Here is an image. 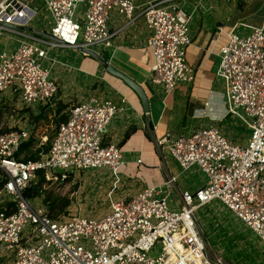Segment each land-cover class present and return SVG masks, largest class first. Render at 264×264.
<instances>
[{
    "label": "built area",
    "instance_id": "built-area-1",
    "mask_svg": "<svg viewBox=\"0 0 264 264\" xmlns=\"http://www.w3.org/2000/svg\"><path fill=\"white\" fill-rule=\"evenodd\" d=\"M33 1L0 0V38H24L0 53V96L9 92L7 101L18 97L27 108L49 104L58 92L50 71L56 61L49 59V52L111 48L113 9L129 23L144 20L153 58L151 85L168 94L193 80L186 62L191 17L183 9L184 0H152L138 12L133 0H38L53 22L49 32L37 30L41 34L27 31L37 14ZM242 27L250 33L234 28L221 45L216 76L226 88L224 117L244 125L247 141H232L217 126L160 139L158 146L183 171L197 167L206 178L194 193H181L176 211L169 210L167 196L160 197L155 188L128 199L108 194L110 211L99 219H53L25 196L38 174L63 182L88 170L108 171L115 179L114 192L123 162L120 150L103 140L123 109L108 99L91 95L72 105L48 152L36 160L20 157L31 131L14 128L0 134V198H7L6 203L0 200V245L14 252L11 264H211L189 214L198 226L196 210L214 202L264 245V22L262 27ZM157 247L160 252L155 254Z\"/></svg>",
    "mask_w": 264,
    "mask_h": 264
},
{
    "label": "crops",
    "instance_id": "crops-1",
    "mask_svg": "<svg viewBox=\"0 0 264 264\" xmlns=\"http://www.w3.org/2000/svg\"><path fill=\"white\" fill-rule=\"evenodd\" d=\"M150 1L133 0L136 12ZM217 1L181 2L191 17L192 41L186 49V62L193 71V80L178 84L168 94L149 82L153 58L147 46L150 32L144 20L137 18L129 23L116 9L111 11L109 28L114 33L112 47H91L89 50L96 54L106 52L108 64L142 89L148 103L147 113L138 96L121 79L108 74L95 58L79 49L60 48L49 52V59L56 61L50 70L51 77L58 86V92L66 91L57 99L62 103V109L57 108L53 112L58 109V115L67 112L71 98L64 97V94H68L73 86L77 88V95L83 96L78 102L97 95L123 109L108 125L103 140L104 145H114L120 150L123 162L118 180L125 189L118 198L114 194L115 199H128L140 190L155 188L161 193L160 197L167 196V204L172 196L175 203L168 206L176 209L177 202H181L182 192L194 193L204 186L206 178L197 167L183 171L158 146V141L168 134L188 136L195 130L217 126L232 141L246 143L248 131L244 125L224 117L226 88L224 82L216 76L220 63L218 53L232 29L235 28L237 32L242 26H263L264 1H250L240 8L236 3H226L227 7L221 6L223 1ZM65 119L66 114L61 122ZM214 203L220 208L219 202ZM221 209L226 210L222 206ZM238 223L243 227L242 234L252 239L251 246L255 245L263 253L264 245Z\"/></svg>",
    "mask_w": 264,
    "mask_h": 264
},
{
    "label": "rangeland",
    "instance_id": "rangeland-1",
    "mask_svg": "<svg viewBox=\"0 0 264 264\" xmlns=\"http://www.w3.org/2000/svg\"><path fill=\"white\" fill-rule=\"evenodd\" d=\"M220 1L224 2L221 6L228 7L226 3H236L237 7L240 8L250 1L255 2L259 0ZM31 7L37 10V14L28 23V28L34 30L41 29L49 32L53 22L43 4L38 0H34ZM227 7L223 8L227 9ZM237 33L249 34L250 30L239 27ZM23 39V37L15 35L11 36V38L8 36L1 37L0 53L3 50L17 47L19 45V41L17 40ZM76 89V86H73L68 94H64V97L71 98V102L68 104L70 105L69 108L82 100L83 96H78ZM63 91H59L57 96L49 104L32 108L22 106L18 97L17 99L11 98L9 101L5 100L9 92L4 93L5 96H0V134L6 133L14 128H25V130L31 131L33 146L30 152L33 156H38L39 158L46 154L58 124L65 118V114H67V112H64L58 115L59 113L57 111H52L60 108V105H62L57 99L62 93L66 92L65 90ZM77 96L78 98H76ZM49 105H52V107L48 108ZM26 153L21 152L20 157L23 159ZM114 184L115 179L106 170L75 172L70 174L63 182L49 180L42 174H38L26 192L32 196L27 197V199L35 207L45 208L47 212L49 209L55 210L60 208L61 213L55 219L62 220L73 215L99 219L110 211L108 194H116L115 196L118 198L121 191L125 189V186L121 187V181H119L115 185L117 186L115 192L112 191L110 193L112 185ZM0 200L6 203L5 200L7 198H0ZM173 203H175V200L171 196L168 205H173ZM65 204L67 206L61 209ZM215 204L217 203L200 207L195 212L196 221L203 232L205 241L213 256L225 259L230 264H259V262H261L260 264H264V252L262 253L255 245L251 246L253 244L252 239L250 236H244L242 234L243 227L240 226L234 216L230 212L222 210L219 204L218 206L220 208L216 207L217 205ZM180 206L181 202L178 201L175 206L176 209L169 206V210L176 211ZM27 234L28 230L24 235ZM159 252L160 248L157 247L155 254ZM13 258L14 252L0 245V264H11Z\"/></svg>",
    "mask_w": 264,
    "mask_h": 264
},
{
    "label": "water",
    "instance_id": "water-1",
    "mask_svg": "<svg viewBox=\"0 0 264 264\" xmlns=\"http://www.w3.org/2000/svg\"><path fill=\"white\" fill-rule=\"evenodd\" d=\"M27 31L34 32V33H37V34L40 33L37 30L30 29V28H27ZM42 35L47 37V38H51L48 34H42ZM77 49H79L80 52H83L84 54L95 58L99 62V64L102 66V68L108 74H111L112 76H115V77L121 79L138 96V98L141 101V104H142V107H143V110L145 111V113L148 112V103L146 101V98L144 96V93H143L142 89L137 84H135L133 81H131L130 79H128L124 75H122L119 72H117L116 70H114L108 64V62H107L108 58H107V53L106 52H103L102 54H96L95 52H93L92 50H89V49H82V48H77ZM170 181H171V179H170ZM189 215H190L191 219L193 220V222L195 224V227H196V229L198 231V234H199V236L201 238V241L203 243V247H204V250H205V253H206L207 260L211 264H218L216 262L215 258H214V257H218V256H213V254H212L207 242L205 241V237L203 235L202 230L200 229L199 226L196 225L192 215L191 214H189ZM218 258H220V257H218ZM220 262H221V264H230L225 259H221V258H220Z\"/></svg>",
    "mask_w": 264,
    "mask_h": 264
},
{
    "label": "trees",
    "instance_id": "trees-1",
    "mask_svg": "<svg viewBox=\"0 0 264 264\" xmlns=\"http://www.w3.org/2000/svg\"><path fill=\"white\" fill-rule=\"evenodd\" d=\"M57 112L59 113L60 110L58 109ZM62 122H63V121H62ZM60 123H61V122H60ZM126 137H127V136H126ZM32 146H33V141L30 140V141L24 143L23 146H22V148H21V150H20V153H21V152H27L26 155H25L24 158H23L25 161H26V160H36V159L38 158V156L34 157L33 154L30 152L31 149H32ZM26 191H27V190H26ZM28 192H29V191H28ZM25 196H26V197H32V196H31L30 194H28L27 192H26ZM66 206H67V204L63 205V206L61 207V209L65 208ZM48 213H49V215H50L51 218L55 219L56 216H58V215L61 213V210H60V208L55 209V210H53V209H49V210H48Z\"/></svg>",
    "mask_w": 264,
    "mask_h": 264
}]
</instances>
